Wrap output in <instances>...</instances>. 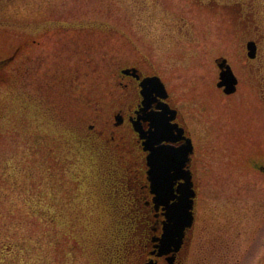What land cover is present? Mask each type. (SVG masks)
<instances>
[{
  "label": "rangeland",
  "instance_id": "374dc122",
  "mask_svg": "<svg viewBox=\"0 0 264 264\" xmlns=\"http://www.w3.org/2000/svg\"><path fill=\"white\" fill-rule=\"evenodd\" d=\"M76 2L66 0L65 6ZM33 4L18 0L0 12L6 22L0 26V61L11 56L5 47L26 34L7 23L29 27ZM78 13L128 35L180 95L196 131L198 188L214 200L205 207L208 215L225 213L222 218H231L246 239L255 233L262 255L264 176L252 163L264 162L263 98L245 94L244 83L230 98L218 93L215 59L227 57L242 73L241 48L255 33V77L264 89V0H82ZM13 67L0 69V264H95L94 241L108 216L100 207V148L82 140V126L90 121L86 98L73 97L74 89L65 95V86L44 85L31 71ZM258 116L260 131L248 135L241 119ZM252 256L247 252V264L254 263Z\"/></svg>",
  "mask_w": 264,
  "mask_h": 264
},
{
  "label": "flooded vegetation",
  "instance_id": "af4514ba",
  "mask_svg": "<svg viewBox=\"0 0 264 264\" xmlns=\"http://www.w3.org/2000/svg\"><path fill=\"white\" fill-rule=\"evenodd\" d=\"M57 1L33 0L29 27H22L16 20L7 23V27L26 34H19L5 47L8 52L12 50L11 56L0 65H4L3 69L15 65L14 69L31 71L36 82L65 86V95L71 96L70 91L74 89L77 94L72 93L73 97L86 98L83 99L88 104L85 118L90 121L82 126V140L100 148L97 155L102 161L100 172L104 187L99 193L100 207L108 216V225L94 241L95 264H247V252L253 254V264H263L264 253L261 255L257 249L255 233L246 239L243 230L230 222L231 218H222L225 213L208 215L205 209L214 200L202 197L198 188L196 131L191 129L188 115L181 109L180 95L170 90L167 80L128 35L108 22L78 13L82 0H76L73 8L65 6L66 0ZM17 2L0 0V12ZM4 23L1 20L0 26ZM248 42H252V55ZM259 44L260 38L253 33L241 48L244 62L240 74H247L249 78H241L228 58L220 56L227 59L237 82L232 93L226 94L223 88L216 87L218 93L230 98L244 83L247 90L243 92L254 93V98L260 102L263 98L264 103L262 80L255 77L260 69L256 63ZM157 120L163 122L161 132L167 138L162 143L179 147L189 137L193 145L184 166L194 189L192 221L170 246L161 243V236L167 220L166 206L176 198L156 203L147 177L146 141L151 139L150 131L154 130ZM241 120L244 129L249 130H244L248 135L260 131L259 116L257 120L255 117ZM115 155L123 156L122 162ZM252 166L264 176V162H255ZM181 181L183 178L176 179L177 183ZM123 184L126 192L121 194L119 188ZM173 195L177 196L178 192Z\"/></svg>",
  "mask_w": 264,
  "mask_h": 264
},
{
  "label": "water",
  "instance_id": "95a60500",
  "mask_svg": "<svg viewBox=\"0 0 264 264\" xmlns=\"http://www.w3.org/2000/svg\"><path fill=\"white\" fill-rule=\"evenodd\" d=\"M249 54L252 55V44L247 45ZM220 68L218 87H223L225 93H231L235 89L237 78L225 58L216 59ZM1 63V61H0ZM162 121L157 120L154 130L150 131L151 140L147 142V177L150 191L154 194V201L165 200L167 202L174 197L176 201L167 205V220L164 223L161 243L165 246L174 244L180 237L183 227L192 221V197L194 189L190 179L189 171L184 170V166L192 153L190 138H185L184 144L179 147L162 143ZM177 178L183 181L177 183ZM178 192L177 196L173 192Z\"/></svg>",
  "mask_w": 264,
  "mask_h": 264
},
{
  "label": "trees",
  "instance_id": "16d2710c",
  "mask_svg": "<svg viewBox=\"0 0 264 264\" xmlns=\"http://www.w3.org/2000/svg\"><path fill=\"white\" fill-rule=\"evenodd\" d=\"M24 106H26V104H25ZM34 141H35V140H34ZM90 146H91L92 148H94V147H93V145H90ZM95 148L97 149V147H96V146H95Z\"/></svg>",
  "mask_w": 264,
  "mask_h": 264
}]
</instances>
